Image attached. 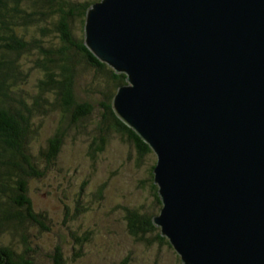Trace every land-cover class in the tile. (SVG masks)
I'll use <instances>...</instances> for the list:
<instances>
[{
  "label": "water",
  "instance_id": "95a60500",
  "mask_svg": "<svg viewBox=\"0 0 264 264\" xmlns=\"http://www.w3.org/2000/svg\"><path fill=\"white\" fill-rule=\"evenodd\" d=\"M85 44L157 156L154 216L182 264H264V0H98Z\"/></svg>",
  "mask_w": 264,
  "mask_h": 264
},
{
  "label": "trees",
  "instance_id": "16d2710c",
  "mask_svg": "<svg viewBox=\"0 0 264 264\" xmlns=\"http://www.w3.org/2000/svg\"><path fill=\"white\" fill-rule=\"evenodd\" d=\"M96 1L0 0V264H40L43 249L32 246L31 236L37 227L48 230L49 217L35 209L30 184L52 173L49 165L56 163L69 134L91 132L93 162L118 134L134 148L138 164L155 154L114 110L112 100L119 86L127 83L126 73L101 61L85 44L87 11ZM77 21L82 33L74 28ZM31 82L34 88L28 87ZM90 92L101 94L98 105L90 100ZM48 122L52 126L43 142L40 130ZM35 141L37 152L31 149ZM155 165L150 168L149 188L162 204ZM127 216L135 239L172 245L152 216L132 210ZM7 233H13L19 245L4 242ZM53 251L52 264H67L59 246Z\"/></svg>",
  "mask_w": 264,
  "mask_h": 264
},
{
  "label": "rangeland",
  "instance_id": "374dc122",
  "mask_svg": "<svg viewBox=\"0 0 264 264\" xmlns=\"http://www.w3.org/2000/svg\"><path fill=\"white\" fill-rule=\"evenodd\" d=\"M74 25L76 31L82 33L80 21ZM124 85L131 83L121 86ZM28 87L34 88L33 82ZM100 96L90 92L89 97L98 105ZM81 97L87 99L88 95L81 94ZM94 123L97 125L96 121ZM51 126V122L42 126L40 138L43 142ZM119 137V134L112 136L106 150L93 162L89 154L91 132L71 133L56 163L49 165L52 173L31 181L35 209L49 217L46 219L51 224L47 223L48 230L37 227L32 231V246L43 249L38 256L40 264H52L56 246L63 250L67 264H181L172 245L135 239L129 231L128 210L148 214L154 219L162 204L157 203L149 188L150 168L156 162V155H146L138 164L134 148ZM37 143H31V149L36 152ZM37 232H41L40 237ZM86 235L87 240H82ZM3 241L14 247L20 243L13 233L4 234Z\"/></svg>",
  "mask_w": 264,
  "mask_h": 264
}]
</instances>
